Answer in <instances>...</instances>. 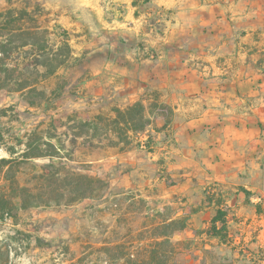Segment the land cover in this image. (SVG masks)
<instances>
[{
	"label": "rangeland",
	"instance_id": "1",
	"mask_svg": "<svg viewBox=\"0 0 264 264\" xmlns=\"http://www.w3.org/2000/svg\"><path fill=\"white\" fill-rule=\"evenodd\" d=\"M102 1L0 0V158L14 159L0 196L15 203L0 219V264H139L153 228L170 221L168 264H264V188H244L248 199L241 186L197 178L184 188L159 94L119 102L92 74L105 34L92 30L91 6ZM208 192L228 210L224 243L206 235Z\"/></svg>",
	"mask_w": 264,
	"mask_h": 264
},
{
	"label": "crops",
	"instance_id": "2",
	"mask_svg": "<svg viewBox=\"0 0 264 264\" xmlns=\"http://www.w3.org/2000/svg\"><path fill=\"white\" fill-rule=\"evenodd\" d=\"M110 1L111 13L104 1L91 6L100 21L92 30L97 26L105 34L99 68L92 74H101L109 90L122 93L119 102L136 100L147 90L159 94L173 113L174 144L167 153L175 161L173 171L186 178L184 188L197 178V184L260 192L264 20L254 19V13L264 14V2L148 0L137 8L132 0ZM167 123L162 120L165 129ZM174 189L182 192L181 186Z\"/></svg>",
	"mask_w": 264,
	"mask_h": 264
},
{
	"label": "trees",
	"instance_id": "3",
	"mask_svg": "<svg viewBox=\"0 0 264 264\" xmlns=\"http://www.w3.org/2000/svg\"><path fill=\"white\" fill-rule=\"evenodd\" d=\"M133 6L137 8H143L146 4H148V0H132ZM9 15L13 14L12 11H8ZM162 108L165 110H169V107L165 104L161 105ZM132 111V107L129 108L125 113H129ZM166 124V123H165ZM165 124L163 126H165ZM148 125V121L146 123H143L140 127V130L145 128ZM1 139V135H0ZM15 149H12L10 154H16L14 151ZM42 155H38V153H35L32 155V153H28V151H25L21 153L20 157L25 158V160H29L32 157H41ZM12 158H0V174H3V176L9 180V174L11 172ZM15 182L11 183V188H13ZM17 188V186H16ZM241 192L245 195V197L248 199L251 195L249 191L245 190L242 187H239ZM23 190V189H21ZM6 198L4 195L0 196V219H3L6 216H11L14 208L15 203H13L11 200H5ZM219 198L215 199L214 195L210 194L209 192L205 194L204 201L207 204H213L216 206L215 214L212 216L208 223V227L206 229V235L209 238L215 239L219 241L220 243H224L226 241V238L228 237V210L226 207L221 203ZM27 201L21 202L20 206L22 209L26 208ZM225 207V208H224ZM176 221H170V222H162L158 225H156L154 229V236L152 245L148 247L147 249H144V254L142 258L139 259V264H168L170 262V259L174 256V245L171 242V233L168 232V229L174 224ZM181 226L183 227V223H181ZM130 258V257H129ZM138 262V261H137ZM72 264V263H71Z\"/></svg>",
	"mask_w": 264,
	"mask_h": 264
},
{
	"label": "built area",
	"instance_id": "4",
	"mask_svg": "<svg viewBox=\"0 0 264 264\" xmlns=\"http://www.w3.org/2000/svg\"><path fill=\"white\" fill-rule=\"evenodd\" d=\"M103 1H104L105 6H107V8L108 7H110V9L113 8V3L110 0H103ZM116 10L119 12L118 8Z\"/></svg>",
	"mask_w": 264,
	"mask_h": 264
}]
</instances>
